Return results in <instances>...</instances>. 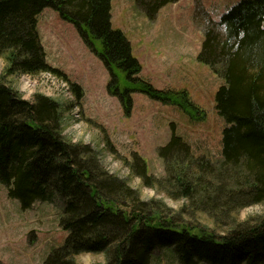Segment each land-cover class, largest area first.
<instances>
[{"label": "trees", "instance_id": "16d2710c", "mask_svg": "<svg viewBox=\"0 0 264 264\" xmlns=\"http://www.w3.org/2000/svg\"><path fill=\"white\" fill-rule=\"evenodd\" d=\"M177 1L136 3L154 20ZM46 8L74 24L103 61L110 73L108 91L126 113L131 95L141 92L199 116L187 91L159 90L140 76L130 40L112 25V0H0V57L7 75L60 74L48 64L38 32ZM217 25L223 33L206 28L199 60L224 79L216 94L218 113L227 123L222 160L196 157L172 124L169 143L159 148L167 177L149 175L139 155L132 169L146 185L189 200L193 206L185 205L182 214L201 210L215 225L228 226L222 236L180 222L160 200H142L126 180L104 169L89 144L66 139L55 98L37 93L26 100L0 80V182L23 210L38 201H60V226L69 232L43 264H80L82 253H104L101 264H151L158 247L174 248L182 264H264V215L237 220L240 210L264 204V0H241Z\"/></svg>", "mask_w": 264, "mask_h": 264}, {"label": "rangeland", "instance_id": "374dc122", "mask_svg": "<svg viewBox=\"0 0 264 264\" xmlns=\"http://www.w3.org/2000/svg\"><path fill=\"white\" fill-rule=\"evenodd\" d=\"M239 1L179 0L164 6L151 20L136 0H112V25L130 40L133 55L142 67L140 76L159 90L187 91L198 108V117L141 92L131 95L132 108L126 113L119 97L108 91L110 73L103 61L87 47L75 25L52 8L39 15L38 32L48 64L60 74L7 75L6 62L0 57V80L26 100H32L37 93L55 98L61 104L66 139L89 144L104 169L126 180L142 200H160L168 215L177 216L180 222L197 228L205 226L222 236L228 226L215 225L208 213L193 207L195 214H182V208L191 205L189 200L172 196L168 189L146 185L134 173L132 164L139 155L146 162L149 175L165 179L167 172L159 148L169 143L172 124L196 157L222 160V137L227 123L218 113L216 94L224 79L201 62L199 54L206 28L214 27L216 32L223 33L217 24ZM263 215L264 204H256L240 210L237 220ZM61 216L60 201H38L23 210L0 182V264H43L69 236L60 226ZM105 259L104 253L77 256L80 264H101ZM151 264L182 263L174 248L158 247Z\"/></svg>", "mask_w": 264, "mask_h": 264}]
</instances>
